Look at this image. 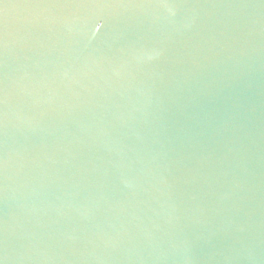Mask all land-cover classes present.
Returning a JSON list of instances; mask_svg holds the SVG:
<instances>
[{
    "label": "water",
    "instance_id": "water-1",
    "mask_svg": "<svg viewBox=\"0 0 264 264\" xmlns=\"http://www.w3.org/2000/svg\"><path fill=\"white\" fill-rule=\"evenodd\" d=\"M0 264H264V0H0Z\"/></svg>",
    "mask_w": 264,
    "mask_h": 264
}]
</instances>
